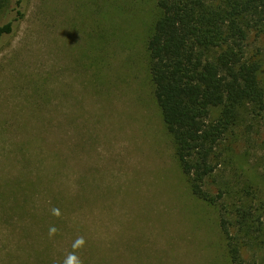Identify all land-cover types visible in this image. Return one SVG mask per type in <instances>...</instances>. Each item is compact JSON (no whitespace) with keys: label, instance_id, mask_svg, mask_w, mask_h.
<instances>
[{"label":"rangeland","instance_id":"374dc122","mask_svg":"<svg viewBox=\"0 0 264 264\" xmlns=\"http://www.w3.org/2000/svg\"><path fill=\"white\" fill-rule=\"evenodd\" d=\"M156 3L0 9V264H63L79 236L83 264H232L220 217L233 235L247 202L264 223V111L216 147L203 185L216 205L190 191L147 70ZM246 52L264 84V36ZM252 241L244 263L264 264V235Z\"/></svg>","mask_w":264,"mask_h":264},{"label":"trees","instance_id":"16d2710c","mask_svg":"<svg viewBox=\"0 0 264 264\" xmlns=\"http://www.w3.org/2000/svg\"><path fill=\"white\" fill-rule=\"evenodd\" d=\"M8 1L0 0V9ZM156 5L159 14L147 41L153 96L192 195L214 207L222 193L213 198L203 185L215 171L216 147L264 111L261 63L246 52L250 35L264 36V0H157ZM11 29V23L3 25L0 35ZM258 210L241 202L233 235L220 217L232 264H245L241 249L264 235Z\"/></svg>","mask_w":264,"mask_h":264},{"label":"clouds","instance_id":"9594fccd","mask_svg":"<svg viewBox=\"0 0 264 264\" xmlns=\"http://www.w3.org/2000/svg\"><path fill=\"white\" fill-rule=\"evenodd\" d=\"M52 214L54 216H57V217H59L61 215L60 210L58 208H53ZM57 231H58V229L56 227H54V226L50 227L49 232H48L49 237L51 238V237L55 236ZM85 244H86V241H85L83 236L77 237L76 240L72 244L73 252L69 253L65 257L63 264H83V262L81 261L79 256L76 255V251L82 249L85 246Z\"/></svg>","mask_w":264,"mask_h":264}]
</instances>
